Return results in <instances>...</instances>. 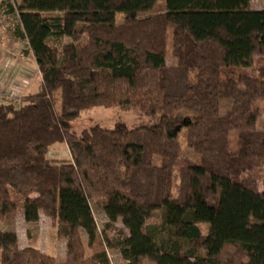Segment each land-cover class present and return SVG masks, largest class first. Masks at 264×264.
Returning <instances> with one entry per match:
<instances>
[{
  "label": "trees",
  "instance_id": "obj_1",
  "mask_svg": "<svg viewBox=\"0 0 264 264\" xmlns=\"http://www.w3.org/2000/svg\"><path fill=\"white\" fill-rule=\"evenodd\" d=\"M156 2H14L41 84L19 106L0 100V222L16 218L21 196L26 220L41 213L63 228L66 253L21 248L0 228V264H112L108 249L121 264H264V179L260 189L242 175L264 167V9L165 0L140 15ZM95 107L145 120L77 134L71 123ZM56 143L69 159L49 158ZM94 199L127 233L102 235Z\"/></svg>",
  "mask_w": 264,
  "mask_h": 264
},
{
  "label": "rangeland",
  "instance_id": "obj_2",
  "mask_svg": "<svg viewBox=\"0 0 264 264\" xmlns=\"http://www.w3.org/2000/svg\"><path fill=\"white\" fill-rule=\"evenodd\" d=\"M14 2L18 3L20 0H15ZM164 2L165 0H157L155 6L152 10L141 13L140 15H148L154 14L158 12H162L164 10ZM8 5H11L12 2H8ZM251 6L254 9H264V0H252ZM10 13L14 14V11H10ZM15 17H11V24L14 26L13 21H15ZM116 22H121L123 20V16L121 14H116L115 17ZM12 31L17 34L16 27L12 28ZM66 41V40H64ZM172 50V41H171V33L168 31L166 37V62L167 64L174 63V59L171 54ZM27 51V48H26ZM26 57V56H25ZM254 66H257V62H255ZM244 74H251V68H244L241 70ZM36 81L33 80V83ZM230 106L229 103L222 102L220 105V112L224 113L225 110ZM141 120H145L140 117L139 113L136 110H122L120 108H104V107H95L87 113H82L78 119L71 123V128H73L77 134H79L83 129L89 128L94 124H99L105 128H112L116 123L123 122L128 126H133L140 122ZM258 126L261 129H264V117H260L258 121ZM181 142V155L187 156L190 159H194L191 153H188L186 147V140L183 134L180 135ZM49 158L52 159H69V153L65 148L64 144L56 143L49 148L48 151ZM243 177L251 175L257 179L259 188L262 189V181L264 179V167L260 169H255L251 172L247 170L243 172ZM13 199L19 205V212L16 218L12 222H0V228L6 230L8 232H17V238H19L20 246L26 244L28 246L35 247L39 249L41 252L54 256L58 261H62L65 257L66 253V240L60 239L57 236L58 230H63L60 226H54L51 219L47 216L39 213L35 217L26 220L24 209L22 207L23 198L21 196L14 195ZM91 207L93 210L94 218L98 227V230L102 233L105 231V234L108 236H113L118 233H127L126 230L123 229L121 223L118 221L114 224L108 223V220L100 206V200L94 199L91 202ZM159 221V211H156L154 215L148 220V224H156ZM202 231L205 229V225H201ZM84 244L87 245V236L84 231H80ZM18 242V243H19ZM92 252L91 249L87 248V255H90ZM108 257L112 264H121V259L119 252L117 250L108 249L107 250Z\"/></svg>",
  "mask_w": 264,
  "mask_h": 264
},
{
  "label": "crops",
  "instance_id": "obj_3",
  "mask_svg": "<svg viewBox=\"0 0 264 264\" xmlns=\"http://www.w3.org/2000/svg\"><path fill=\"white\" fill-rule=\"evenodd\" d=\"M14 1L0 0V86L11 87L17 95L23 96L36 92L41 84V79L38 75H34L37 67L21 30ZM8 2H12L11 5H8ZM10 11L15 13L12 14ZM11 17L16 18L13 21L14 26L11 24ZM14 27L18 30L17 34L12 31ZM33 80L36 81V84L33 83ZM64 146L69 153L66 144ZM27 246L24 244L20 247Z\"/></svg>",
  "mask_w": 264,
  "mask_h": 264
},
{
  "label": "built area",
  "instance_id": "obj_4",
  "mask_svg": "<svg viewBox=\"0 0 264 264\" xmlns=\"http://www.w3.org/2000/svg\"><path fill=\"white\" fill-rule=\"evenodd\" d=\"M34 75L35 76L38 75L39 77H41L38 69L34 71ZM20 98H21V96L17 95V93L14 92V89H12L11 87L0 86V100L10 101L14 105L19 106L20 105Z\"/></svg>",
  "mask_w": 264,
  "mask_h": 264
}]
</instances>
